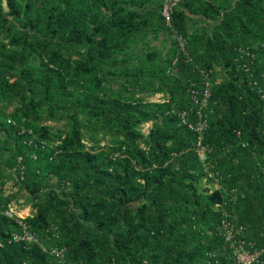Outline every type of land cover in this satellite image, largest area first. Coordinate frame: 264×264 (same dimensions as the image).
I'll use <instances>...</instances> for the list:
<instances>
[{
    "label": "trees",
    "instance_id": "16d2710c",
    "mask_svg": "<svg viewBox=\"0 0 264 264\" xmlns=\"http://www.w3.org/2000/svg\"><path fill=\"white\" fill-rule=\"evenodd\" d=\"M160 5L0 0V264H264V0Z\"/></svg>",
    "mask_w": 264,
    "mask_h": 264
},
{
    "label": "built area",
    "instance_id": "2783aa9c",
    "mask_svg": "<svg viewBox=\"0 0 264 264\" xmlns=\"http://www.w3.org/2000/svg\"><path fill=\"white\" fill-rule=\"evenodd\" d=\"M179 1L180 0H161L159 15L163 20L164 27L172 35V38L175 41L177 53L185 56L184 40L174 32V29L171 25L172 14H173L174 9L176 8L177 4L179 3ZM209 88H210V85H209L208 81H204L203 90L201 92H197L194 90H188L187 92L189 93V99H190L191 104L192 105H198L199 108L205 107L206 103H207V98L210 96ZM160 99H162V98L158 94H156L150 98V100L154 101V102H157ZM190 112H191V109H189L187 111H181L180 115H179L180 121L183 125H186L189 129L193 130L198 136H200L201 133L206 128V122L203 119L202 115L200 114V111L197 110L196 111V122L194 124L189 123L188 116H189ZM149 127H150V123H145L144 125H142L141 133L146 135L148 133ZM198 140L196 143V145L199 147V151H198L197 155H201L205 149L199 146ZM5 214L11 218L16 217L15 219H17V220L23 215L21 213L13 212L11 205L8 207ZM20 225H21V223H20ZM22 229H23V237H21V239L36 242V239L33 236L28 234L26 227L24 225H22ZM15 238L19 239L16 236H15ZM52 253L55 255V257H57L59 259H62L63 255H64V253L62 251H53ZM234 255H235V261L237 264H253V263L257 262L259 252L254 251L251 253V252L247 251L246 249H244L242 244H241L240 247L235 249Z\"/></svg>",
    "mask_w": 264,
    "mask_h": 264
},
{
    "label": "rangeland",
    "instance_id": "374dc122",
    "mask_svg": "<svg viewBox=\"0 0 264 264\" xmlns=\"http://www.w3.org/2000/svg\"><path fill=\"white\" fill-rule=\"evenodd\" d=\"M156 43H157V41H156ZM156 45V44H155ZM11 205V207H12V210H13V212H17V213H21V214H23L24 212H26L29 208H27V207H23V208H21V207H19L17 204L16 205H14V204H10Z\"/></svg>",
    "mask_w": 264,
    "mask_h": 264
}]
</instances>
